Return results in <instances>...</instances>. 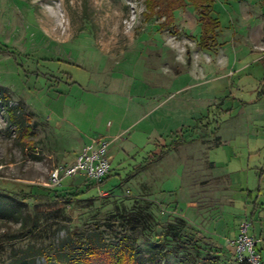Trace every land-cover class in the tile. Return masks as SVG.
Instances as JSON below:
<instances>
[{
    "label": "rangeland",
    "instance_id": "374dc122",
    "mask_svg": "<svg viewBox=\"0 0 264 264\" xmlns=\"http://www.w3.org/2000/svg\"><path fill=\"white\" fill-rule=\"evenodd\" d=\"M148 1L0 0V264H46L86 236H131L160 264H239L241 223L264 238V0H216L208 42L188 0L172 23ZM101 137V186H47ZM30 188L77 195L20 200Z\"/></svg>",
    "mask_w": 264,
    "mask_h": 264
},
{
    "label": "trees",
    "instance_id": "16d2710c",
    "mask_svg": "<svg viewBox=\"0 0 264 264\" xmlns=\"http://www.w3.org/2000/svg\"><path fill=\"white\" fill-rule=\"evenodd\" d=\"M188 2L197 12L199 23L203 31V37L205 38L204 40L207 42L212 40L215 33L220 28V21L212 15L216 0H188ZM185 7V0H149L148 10L150 12L146 13V15L150 17L153 12L158 9L159 11L163 10L164 13L162 14L172 23V11ZM170 150L171 148L168 147L166 149L163 148L160 153L148 156L145 160L146 164L160 159ZM110 175L111 169L109 174H107L102 181L96 185L101 186L105 182V179ZM92 184L95 185L94 182ZM90 187L91 186H87L86 191L91 189ZM44 190H46L47 193H37L33 191V188H30V190L19 192L17 195L22 201L30 198L60 197V199L67 201V203H70L71 198L77 195L65 194L57 196V194H55L56 192L47 189ZM51 193L54 195H51ZM123 219H125L126 224L131 221L129 220V217ZM250 232L252 233L253 229ZM263 243L264 242H260L256 246V250L261 256L260 264H264L262 255ZM103 255L107 256L104 257L105 263L100 259ZM157 261L158 259H156L154 255H149L147 257L144 256L140 246L136 243L135 239L131 238V236H123L118 242L112 244H108V242L98 237L90 238L86 236L81 237V239L70 238L67 243L58 246L52 255H46V264H160V262ZM14 264H35V262L31 260H19Z\"/></svg>",
    "mask_w": 264,
    "mask_h": 264
},
{
    "label": "built area",
    "instance_id": "2783aa9c",
    "mask_svg": "<svg viewBox=\"0 0 264 264\" xmlns=\"http://www.w3.org/2000/svg\"><path fill=\"white\" fill-rule=\"evenodd\" d=\"M110 169L109 142L103 137L92 138L76 154L73 164L59 166L52 170L47 186L53 188L61 185L65 178L76 175H81L86 180L99 184L109 174ZM250 228L249 222L241 223L239 234L229 241L235 249L236 260L239 264H260L261 256L256 246L264 242V238H256L250 232Z\"/></svg>",
    "mask_w": 264,
    "mask_h": 264
},
{
    "label": "bare ground",
    "instance_id": "6f19581e",
    "mask_svg": "<svg viewBox=\"0 0 264 264\" xmlns=\"http://www.w3.org/2000/svg\"><path fill=\"white\" fill-rule=\"evenodd\" d=\"M59 28H60V26H59Z\"/></svg>",
    "mask_w": 264,
    "mask_h": 264
}]
</instances>
